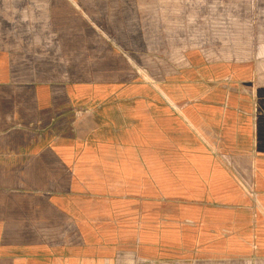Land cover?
<instances>
[{
	"label": "crops",
	"instance_id": "obj_1",
	"mask_svg": "<svg viewBox=\"0 0 264 264\" xmlns=\"http://www.w3.org/2000/svg\"><path fill=\"white\" fill-rule=\"evenodd\" d=\"M0 264H264V0H0Z\"/></svg>",
	"mask_w": 264,
	"mask_h": 264
},
{
	"label": "rangeland",
	"instance_id": "obj_2",
	"mask_svg": "<svg viewBox=\"0 0 264 264\" xmlns=\"http://www.w3.org/2000/svg\"><path fill=\"white\" fill-rule=\"evenodd\" d=\"M110 207H112V209H113V213L115 214V213L117 212V210H116V209H114V207H113V206H110ZM125 213H126V211H125Z\"/></svg>",
	"mask_w": 264,
	"mask_h": 264
}]
</instances>
